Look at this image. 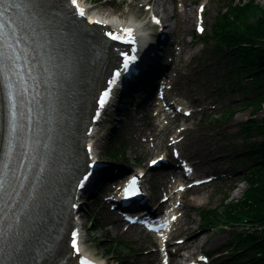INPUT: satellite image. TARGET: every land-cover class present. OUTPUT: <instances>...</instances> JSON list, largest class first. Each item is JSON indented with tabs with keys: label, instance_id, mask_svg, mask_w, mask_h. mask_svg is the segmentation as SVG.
I'll return each mask as SVG.
<instances>
[{
	"label": "snow or ice",
	"instance_id": "obj_1",
	"mask_svg": "<svg viewBox=\"0 0 264 264\" xmlns=\"http://www.w3.org/2000/svg\"><path fill=\"white\" fill-rule=\"evenodd\" d=\"M71 3L75 6L79 16L86 18L85 10L80 8L77 0H71ZM203 10V7H201L200 11L203 12ZM12 11L20 12L21 16L26 14L28 18L38 25L40 31L38 32L37 28L33 27L32 24H26L23 20L17 22L11 17H9L7 24L0 23V76L3 78L4 88L7 94L9 116L7 147L4 153L5 159L3 164L0 165V243L3 245L0 251L17 260L23 257H30L32 264H35L36 253L39 252L41 255L45 253L51 254V250L46 244L41 245L40 237L37 235V229L40 228L39 217L42 206L35 194V187H33L28 201L20 206L19 189L24 187L23 181L27 180V176L24 175L25 164L28 161L27 151H22L20 161L15 168L12 167L11 160L14 151L18 147L22 149L29 148L28 140L23 139L21 136L23 129L19 124V109L22 104L31 103V101H25V93L28 91V88L27 81L24 79V73L27 72L31 76L34 70L32 67L33 62L40 63L38 57L41 56L39 50L41 46L37 45L30 52L28 47H22V45L26 43L31 45L33 43L32 37L36 35L43 36L48 45L53 44L55 34L53 31L54 22L60 19L62 13L66 14V10L62 8L61 4L55 3L54 0H28L24 4L16 3L15 0H0V16H6ZM71 15L75 16L76 12H73ZM153 20L157 24L160 23L155 17H153ZM93 23H100V21H93ZM56 31H59V29H56ZM63 31L68 32L70 29L66 27ZM123 31L129 37H132L133 29L128 28ZM199 31L203 32V27L199 28ZM107 35L113 40L121 38L112 32L107 33ZM132 42H135L134 39ZM123 55V67L126 71L130 61H134L136 57H129L127 54ZM56 60L57 71L54 74L63 78V73L59 71L61 68L60 57L57 56ZM21 61L28 65L27 69ZM114 76L116 79L109 80V85H115L117 83L121 72L116 71ZM32 79L34 82L36 81L35 76H32ZM110 93V87L101 93L97 101L100 108H104L108 103ZM27 111L30 114L32 109L29 107ZM28 119L31 120L30 115ZM91 151V146H88V152L91 153ZM152 163L156 164L157 161H153ZM43 170V167H41L40 171L43 172ZM189 171L191 170L189 169ZM91 175L86 168L85 173L78 178L76 186L84 188L85 184L83 182L88 181ZM136 185L137 179L133 177L123 189V194L126 197L129 195H137L138 188ZM180 190L182 191V189ZM18 206L19 211H13ZM72 206L76 207L75 204ZM72 237L73 239L70 241L71 248L77 253L79 258L78 233L73 232ZM80 264H94V262L85 257L80 260Z\"/></svg>",
	"mask_w": 264,
	"mask_h": 264
},
{
	"label": "trees",
	"instance_id": "obj_2",
	"mask_svg": "<svg viewBox=\"0 0 264 264\" xmlns=\"http://www.w3.org/2000/svg\"><path fill=\"white\" fill-rule=\"evenodd\" d=\"M249 19L256 22L257 27L249 24ZM240 25H243L244 30ZM217 38L220 42H227L239 47L234 56L240 61V68L232 71L239 82L248 79L254 87L258 88L264 83V7L256 0H241L239 4L231 6L228 13L219 21ZM264 94L259 103L252 102L255 112L262 110ZM251 131L250 138L254 133L264 138V118L260 121L252 120L248 123ZM257 159L264 164V145L257 151ZM249 189L244 199L231 202L223 211L211 213L205 217L206 223H213L223 217L229 221L238 222L244 217L253 218V223L264 229V169L252 174L247 178ZM255 252L264 250V237L262 241L251 238Z\"/></svg>",
	"mask_w": 264,
	"mask_h": 264
},
{
	"label": "rangeland",
	"instance_id": "obj_3",
	"mask_svg": "<svg viewBox=\"0 0 264 264\" xmlns=\"http://www.w3.org/2000/svg\"><path fill=\"white\" fill-rule=\"evenodd\" d=\"M87 1L90 2L92 0H87ZM115 1L117 4L121 5L122 8L118 9L114 7L113 4ZM149 1L150 0H101L100 4H96L95 2L92 3L94 4L95 7L94 10L97 12L104 13L110 17L127 18L131 15H136V16L139 15L141 11L139 10L138 5ZM188 1L191 2L192 0H188ZM221 1L222 0H213V5L209 14V27H208L209 32L211 31L217 13L219 12V7L222 3ZM257 2L260 5L264 6V0H257ZM192 31H193L192 25L187 27V32L189 34H191ZM190 43H191V39H187V44H189L188 47L192 48L191 53H193V55L197 54L202 46L195 43V41L192 42L193 44L192 46L190 45ZM248 118H250L249 112L237 115V120L231 126H229L228 128L229 131L235 132L236 130H238V123H240L241 121H246ZM206 140L208 142L209 147L213 150V144L210 141L209 137H207ZM236 187L237 189L230 193V200H237L241 198L246 188L245 185H236ZM222 199H223L222 194L216 192L212 188H208L198 194H195V196L192 197L191 199V204L193 205L195 210H202L211 206L213 207L220 206ZM84 215H87V213L86 214L83 213V216ZM190 220H191L190 230L192 231V233H189V236L193 237V239L196 237H201L199 245L205 244V242L209 240L206 249H213L217 247L222 240H224L223 237H218L213 234L215 230H210L207 233H202V231L199 229L200 220L196 214L195 216L191 215ZM114 234L115 233H109V236L113 237ZM86 235L90 239L89 241H91L92 239L103 240L105 237H107V235L102 231H98V232L92 231V227L90 226V221L87 222ZM199 245L197 244L195 246L197 250ZM95 247H97V242L95 243L92 242V244H87V248H89L91 252H93V249ZM99 254L102 255L101 252Z\"/></svg>",
	"mask_w": 264,
	"mask_h": 264
},
{
	"label": "bare ground",
	"instance_id": "obj_4",
	"mask_svg": "<svg viewBox=\"0 0 264 264\" xmlns=\"http://www.w3.org/2000/svg\"><path fill=\"white\" fill-rule=\"evenodd\" d=\"M188 18H190V17H188Z\"/></svg>",
	"mask_w": 264,
	"mask_h": 264
}]
</instances>
